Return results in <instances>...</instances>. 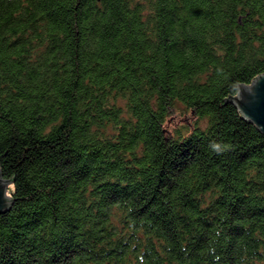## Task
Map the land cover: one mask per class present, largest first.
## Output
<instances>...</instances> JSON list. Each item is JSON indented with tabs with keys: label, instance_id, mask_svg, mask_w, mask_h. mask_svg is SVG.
<instances>
[{
	"label": "trees",
	"instance_id": "trees-1",
	"mask_svg": "<svg viewBox=\"0 0 264 264\" xmlns=\"http://www.w3.org/2000/svg\"><path fill=\"white\" fill-rule=\"evenodd\" d=\"M263 72L264 0H0V264H264Z\"/></svg>",
	"mask_w": 264,
	"mask_h": 264
},
{
	"label": "water",
	"instance_id": "water-1",
	"mask_svg": "<svg viewBox=\"0 0 264 264\" xmlns=\"http://www.w3.org/2000/svg\"><path fill=\"white\" fill-rule=\"evenodd\" d=\"M232 102L244 118L264 133V72L258 74L250 83L239 84ZM11 182V178H4L0 172V213L10 207L9 185Z\"/></svg>",
	"mask_w": 264,
	"mask_h": 264
},
{
	"label": "clouds",
	"instance_id": "clouds-1",
	"mask_svg": "<svg viewBox=\"0 0 264 264\" xmlns=\"http://www.w3.org/2000/svg\"><path fill=\"white\" fill-rule=\"evenodd\" d=\"M209 148L216 154H220L224 151H227L230 148V145L225 144L221 141H210Z\"/></svg>",
	"mask_w": 264,
	"mask_h": 264
}]
</instances>
